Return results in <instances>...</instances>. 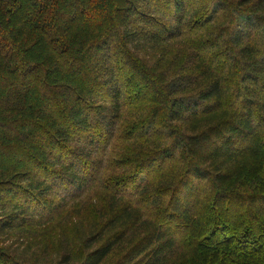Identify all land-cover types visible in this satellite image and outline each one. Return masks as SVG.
Masks as SVG:
<instances>
[{"label":"trees","instance_id":"1","mask_svg":"<svg viewBox=\"0 0 264 264\" xmlns=\"http://www.w3.org/2000/svg\"><path fill=\"white\" fill-rule=\"evenodd\" d=\"M95 189L65 264H264V0H0V235Z\"/></svg>","mask_w":264,"mask_h":264},{"label":"rangeland","instance_id":"2","mask_svg":"<svg viewBox=\"0 0 264 264\" xmlns=\"http://www.w3.org/2000/svg\"><path fill=\"white\" fill-rule=\"evenodd\" d=\"M176 46L187 45L182 43ZM137 59L148 72L146 70H150V67L163 69L170 54L163 57L161 51L148 50L146 53L141 52ZM111 174L114 175L113 172ZM107 196L108 192L101 189H95L82 197L75 195L69 199L67 206L49 217L45 216L43 221L48 222L22 226L1 234L0 264H65L64 256L71 249H76L79 258L82 238L88 228L99 223V210L107 208ZM99 200L102 201L100 205ZM89 225L93 226L87 228Z\"/></svg>","mask_w":264,"mask_h":264}]
</instances>
